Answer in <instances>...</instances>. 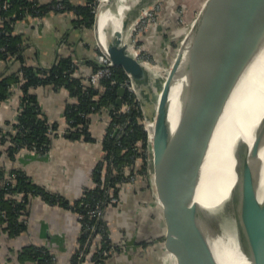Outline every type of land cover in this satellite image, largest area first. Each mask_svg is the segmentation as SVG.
Masks as SVG:
<instances>
[{
    "label": "water",
    "instance_id": "obj_1",
    "mask_svg": "<svg viewBox=\"0 0 264 264\" xmlns=\"http://www.w3.org/2000/svg\"><path fill=\"white\" fill-rule=\"evenodd\" d=\"M145 6L139 11L145 10ZM97 10L93 27L99 48L114 67L131 77L137 95L140 90L148 92L150 70L130 53L129 42L123 40L124 34L130 36L140 12L131 20L124 19V13L121 30L109 32L108 27L109 36L103 48L97 35ZM263 21L264 0H210L177 50L157 93L154 111L150 114L138 98L150 142L152 190L161 202L166 228L164 247L175 255L177 264H264V114L250 146L242 144L236 155V179L226 200L227 228L217 222L213 213L214 219L208 221L210 228L206 229L204 211L195 202L198 185L193 182L194 160L198 156L206 164L210 161L220 121L239 87L249 79L264 83V40H246ZM263 33L264 28L254 35ZM174 84H178V118L170 134L162 187L156 144L162 146L163 129L173 126L168 123V115L169 89ZM125 92L119 86L117 105L122 104ZM193 233L201 243L198 257L191 239ZM222 233L232 237L240 257L229 255L226 245L224 252L221 245H215L216 237Z\"/></svg>",
    "mask_w": 264,
    "mask_h": 264
},
{
    "label": "crops",
    "instance_id": "obj_2",
    "mask_svg": "<svg viewBox=\"0 0 264 264\" xmlns=\"http://www.w3.org/2000/svg\"><path fill=\"white\" fill-rule=\"evenodd\" d=\"M31 1L39 6L60 2L67 7L41 14L26 13L13 23L26 64L48 69L59 56H70L74 62L72 76L81 78L92 71L99 53L94 21L91 27L85 26L77 12V8L85 7L89 0ZM150 1L129 0L127 17L134 18ZM1 3L0 0V9ZM167 12L166 9V15ZM145 37H149L150 43L154 34L148 32ZM14 61L0 58V76L19 66ZM31 91L36 95L41 115L49 122L56 121L60 133L53 134L43 152L23 146L13 160L0 155V168L6 173L21 169L32 184L57 199L29 195L23 218L26 226L14 234L0 233V264H74L73 256L81 238L78 207L83 205L86 190L94 186L93 172L103 158L102 135L109 115L106 109H99L90 116V139L71 138L63 117L65 105L72 99L68 92L50 84L39 85ZM21 103L19 83L13 82L0 104V137L16 132ZM2 147L0 144V149ZM102 163L106 165L105 160ZM137 178L135 175L134 181L129 180L130 184L119 189L116 203L105 204L103 220L113 249L99 264H164L161 258L165 233L162 211L150 185L144 186ZM32 249L48 253L49 261L36 260Z\"/></svg>",
    "mask_w": 264,
    "mask_h": 264
},
{
    "label": "trees",
    "instance_id": "obj_3",
    "mask_svg": "<svg viewBox=\"0 0 264 264\" xmlns=\"http://www.w3.org/2000/svg\"><path fill=\"white\" fill-rule=\"evenodd\" d=\"M3 1L9 5L5 9L2 7L0 9V58L7 62L15 60L14 62H17L19 66L11 68L0 76V104L7 97L10 84L18 82L22 91V107L16 121V132H9L0 137V144L3 146L0 149V155L5 154L13 160L19 148L30 147L32 144H37L38 147L43 146L47 150L54 136L47 133V129H57L58 125L56 121L49 122L41 115L36 95L31 90L39 85L50 84L54 88L65 89L72 98L65 105L63 113L71 138L90 139V116L99 109H106L109 115L102 135V160L106 161V165L104 166L101 160L96 166L93 172L94 186L86 190L83 202L97 200L103 196L104 190L118 197L119 189L130 184L126 177L131 174L137 175V181L147 187L149 178L153 179L152 173L147 174V169L151 167L147 160L150 145L139 103L134 99V95L125 92L122 103H127L129 107L117 113L120 105H117L115 101L119 86L110 85L108 79H103L94 86L80 84V78L72 76L74 62L70 56H59L56 63L48 69L26 64L21 52L20 37L13 32L11 23L21 19L26 13L41 14L50 9L63 10L67 4L62 3L63 7L59 8L55 5L58 2L39 6L31 0H1L2 3ZM94 1L89 0L85 7L77 8V12L82 16L81 22L87 27H91L94 21L92 11ZM171 48L174 51V45ZM113 76L118 81H122L126 73L121 68L114 67ZM116 125L121 126L118 132L115 130ZM12 173L16 174L14 182L2 178ZM30 194L57 199L32 184L21 169H11L6 173L0 168V233L14 234L26 226L23 218ZM78 212H85L83 205L78 207ZM83 238L81 234L80 243ZM104 249H113V243L107 232L97 233L90 244L84 264L101 263L105 255L100 252ZM32 250L35 259L39 262L49 261L48 253L43 250ZM75 256L76 254L73 256L74 264Z\"/></svg>",
    "mask_w": 264,
    "mask_h": 264
},
{
    "label": "bare ground",
    "instance_id": "obj_4",
    "mask_svg": "<svg viewBox=\"0 0 264 264\" xmlns=\"http://www.w3.org/2000/svg\"><path fill=\"white\" fill-rule=\"evenodd\" d=\"M125 1V2H124ZM127 0H101L97 14V35L100 45H106L108 27L112 30H121L122 18L127 8ZM108 4V5H107ZM264 21L252 32L250 37L246 38L249 42H257L264 40L263 35H254L257 31H263ZM254 37V38H252ZM124 41L129 42L128 35H124ZM130 53L135 55L136 52L132 46L128 47ZM138 50V49H137ZM149 70L155 71V67L149 62H144ZM177 105V104H176ZM264 114V83H259L255 79L246 80L238 89L232 102L229 104L223 118L217 129L213 152L210 161L206 164L200 157L194 160L193 182L196 184L195 202L203 209L205 215V226L208 228V221L217 216V222L228 225V211L226 200H228L233 183L236 179V164L238 151L242 144L250 146L253 141L254 134L259 125L260 118ZM176 106L168 115V123L173 126L165 127L162 131L161 141L156 144L157 164L161 175V185L164 186L165 178L163 176L166 154L170 150V134L174 132L177 122ZM152 126V124L150 123ZM171 128V129H170ZM170 129V131H169ZM262 182L264 184V175ZM214 209V212H213ZM213 217V219H214ZM212 219V220H213ZM215 224L212 226L214 227ZM207 231V230H206ZM208 233V231H207ZM193 246L198 257L201 252V243L197 235L191 236ZM222 247L225 251V245L236 257H240L236 245L233 243L232 237L223 233L215 239V245ZM200 257V256H199ZM177 264V263H176Z\"/></svg>",
    "mask_w": 264,
    "mask_h": 264
},
{
    "label": "rangeland",
    "instance_id": "obj_5",
    "mask_svg": "<svg viewBox=\"0 0 264 264\" xmlns=\"http://www.w3.org/2000/svg\"><path fill=\"white\" fill-rule=\"evenodd\" d=\"M209 1L210 0H151L148 4H146L145 10L139 11L141 13H139L140 21L143 20L144 17H148L150 14H154L157 17L156 27L154 29H152V26H150L144 32L143 26L139 27L140 21H137L135 26L132 27L129 36V45L132 46V49L134 51L138 52V55H142V53L148 54L151 57H154L155 60L151 63L152 66L155 67V71L153 72V70H150L149 75L151 78V90H149L148 92L144 91L145 93L140 90L139 95H137L145 109L148 108L149 113L150 111H154L153 109L155 106L157 93L160 92L162 84L164 83L163 81L165 78H167V75L169 73L168 71L177 50L180 49L181 43L187 37L191 28L195 24L202 11L208 5ZM133 6L134 4L132 5V7ZM166 9L168 11L167 15ZM128 14V12H125L124 19L129 16ZM136 16H138V14ZM148 32H153L154 34V39L152 38L150 43L148 42L149 37H145ZM172 45H174L175 47L174 51L171 48ZM162 49H164L163 54L161 52ZM177 87L178 84H174L171 85V88L169 89V112H171V110H173L177 104ZM146 113L148 114V112ZM151 171L152 166L150 167V173H152ZM154 200L161 208V202L156 198V196H154ZM224 226L225 223L223 222L222 227L225 228ZM168 257L171 259V264H176L175 255L173 253H168ZM164 264L170 263L166 260Z\"/></svg>",
    "mask_w": 264,
    "mask_h": 264
},
{
    "label": "built area",
    "instance_id": "obj_6",
    "mask_svg": "<svg viewBox=\"0 0 264 264\" xmlns=\"http://www.w3.org/2000/svg\"><path fill=\"white\" fill-rule=\"evenodd\" d=\"M98 1L99 0H95L93 2V10L92 11L94 12V15H95L96 10H97ZM90 4H92V3H90ZM8 5H9V3H7L6 1H3L2 8L5 9L8 7ZM55 5H56V7H59V8L63 7V4L60 2L56 3ZM154 18H155V22H154ZM156 22H157V17L154 14H150L148 17L147 16L144 17L143 20H141L139 22V27L143 26V31L145 32L146 29H148L150 26H152L151 28L154 29L156 27ZM11 25H13V23H11ZM135 52H136L135 55L140 60L145 59V60H142L143 62L152 63L155 61L154 58L148 54L142 53V55H140V54L138 55V52L137 51H135ZM94 62H95V68L80 78V84L87 85V86H94L98 82H100L101 80L108 79L110 85H118V86L124 87L125 90L128 93L133 94L134 99L138 101L137 91L135 89V86H134V83H133L131 77L128 74H126V77L122 81H118L113 76L114 75V66L112 65V62L110 61L109 57L105 54V52L102 49H99V53H98L96 60ZM138 103H139V101H138ZM128 107H129V105L127 103H122L116 112L117 113L123 112V111L127 110ZM139 107H140V105H139ZM140 111H141V114L143 116L141 107H140ZM143 123L145 125L144 116H143ZM120 129H121L120 125L115 126L116 132H118ZM59 131L60 130H58V129H52V128L47 129V133H49V134H57V133H60ZM147 137H148V132H147ZM148 140H149V138H148ZM149 145H150V142H149ZM28 148H30L33 151H38V152L45 151L43 146L38 147L37 144H32V146H30ZM148 149L149 150H148V154H147V160L151 164L150 146L148 147ZM147 174L150 175V168L147 169ZM15 176H16V174L12 173L9 176H2V178H6L10 182H14ZM126 178L130 181H134L135 175L131 174V175H128V177H126ZM149 185L151 188L153 187L152 178L151 179L149 178ZM117 201H118L117 196L111 195L106 190H104L103 196H101L97 200H95L93 202H89V201L83 202L85 212L79 213L78 217H79V222H80V226H81V234H83L84 238H83V241L79 244V247L75 253L76 254L75 261H74L75 264H84L85 258L87 256V252L90 248V244L92 243V241L94 239V236L97 233L100 234V233L107 232L106 226H105L104 220H103L105 204L116 203ZM111 250L112 249H108V250L104 249L100 252V254H103V255L108 254L109 251H111ZM168 253H170V252H168L165 248L164 253L162 254V257H161L162 262L164 263L167 260L171 264V259L168 257Z\"/></svg>",
    "mask_w": 264,
    "mask_h": 264
}]
</instances>
